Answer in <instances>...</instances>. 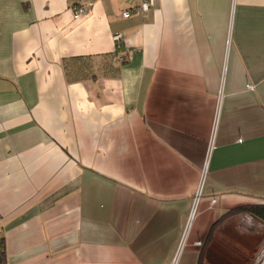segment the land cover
<instances>
[{
	"label": "crops",
	"instance_id": "1",
	"mask_svg": "<svg viewBox=\"0 0 264 264\" xmlns=\"http://www.w3.org/2000/svg\"><path fill=\"white\" fill-rule=\"evenodd\" d=\"M263 202L264 0H0L7 264L229 262Z\"/></svg>",
	"mask_w": 264,
	"mask_h": 264
},
{
	"label": "rangeland",
	"instance_id": "2",
	"mask_svg": "<svg viewBox=\"0 0 264 264\" xmlns=\"http://www.w3.org/2000/svg\"><path fill=\"white\" fill-rule=\"evenodd\" d=\"M229 217V256L220 264H264V224L246 213ZM222 257V256H221Z\"/></svg>",
	"mask_w": 264,
	"mask_h": 264
},
{
	"label": "built area",
	"instance_id": "3",
	"mask_svg": "<svg viewBox=\"0 0 264 264\" xmlns=\"http://www.w3.org/2000/svg\"><path fill=\"white\" fill-rule=\"evenodd\" d=\"M156 5V0H139V9L146 13L149 12L151 9H153ZM73 10V16L75 19L81 18L82 16L86 15L88 13V7L86 4H77L75 6H73L72 8ZM132 13L131 10H126L123 14L124 16H130ZM115 38L120 39L121 35L120 34H116ZM222 96V94H220V97ZM219 101L221 102L220 98ZM219 115H220V106L217 109V113L215 115V124H214V129L212 131L210 140H209V148H208V155L212 152L214 145H215V138H216V129H217V124H218V120H219ZM207 166H208V162L205 164L203 171H202V176H201V180L198 186V189L196 191L195 197H194V202H193V207L191 210V215H190V219L192 220L195 215L197 214V209H198V204L199 201L201 199L202 193H203V187H204V182H205V178H206V173H207ZM216 201V200H214ZM187 231L181 241V248L184 247L186 239H187ZM173 264H176V259L173 261Z\"/></svg>",
	"mask_w": 264,
	"mask_h": 264
},
{
	"label": "trees",
	"instance_id": "4",
	"mask_svg": "<svg viewBox=\"0 0 264 264\" xmlns=\"http://www.w3.org/2000/svg\"><path fill=\"white\" fill-rule=\"evenodd\" d=\"M234 213H246L249 216L253 217L254 219L264 224V202L242 205L237 208L229 210V212H227L226 214H224V216L219 218V220L214 224L212 230L210 231L207 242L210 241L216 226H218L226 216L232 215ZM202 263H203V254L199 259V264ZM0 264H7L5 241H4V237L2 236H0Z\"/></svg>",
	"mask_w": 264,
	"mask_h": 264
}]
</instances>
